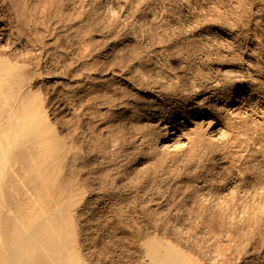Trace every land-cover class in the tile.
<instances>
[{
    "label": "bare ground",
    "instance_id": "6f19581e",
    "mask_svg": "<svg viewBox=\"0 0 264 264\" xmlns=\"http://www.w3.org/2000/svg\"><path fill=\"white\" fill-rule=\"evenodd\" d=\"M196 3L0 0V264H264L259 77Z\"/></svg>",
    "mask_w": 264,
    "mask_h": 264
},
{
    "label": "rangeland",
    "instance_id": "374dc122",
    "mask_svg": "<svg viewBox=\"0 0 264 264\" xmlns=\"http://www.w3.org/2000/svg\"><path fill=\"white\" fill-rule=\"evenodd\" d=\"M192 1H194L195 3L197 2L196 4L200 7L203 14L206 15L205 16L206 19L202 20L204 22L201 25L200 23H202V21L198 23L193 22L194 25L192 24L191 25L192 27H190L188 31L196 30V34L201 33V35L202 34L207 35L211 31L212 32L215 31V36L217 37L219 43L221 41L225 43L224 44L221 42L222 43V44L220 43L221 46L223 45L224 47H226V45L229 46V44H231L230 47L232 46L235 47V49L234 47L232 48L233 49L232 56L228 54V56H224V58L222 59H224L225 62L226 60L229 59L228 63L233 66L238 65V63H240V65L242 66L245 65L246 67H248L247 68L248 70L250 69L252 74L256 75V78L259 77L258 79H256L254 85L256 90L259 92V94L263 96V100L260 101L261 105L258 112L253 114V116L252 114L250 116L248 115V117L256 128L260 127V129H263L264 128V0H192ZM10 22H11L10 17L7 14V12H5L0 23L1 25L4 24L5 26L7 38L8 39L10 38L9 39L10 41H14V39L9 36ZM12 35L15 38L16 36L15 33H13ZM237 48H239V51ZM240 49H242L243 53L242 51H240ZM239 52L242 54H240ZM238 53L239 56L241 55V58L237 56ZM230 57H233V59ZM234 60L238 63H236ZM250 67L253 69H251ZM114 229L115 227L113 226L109 227L110 231H114ZM128 230L132 231L133 234H136V237L138 238L139 242H142V240H144L145 238H152L155 232L157 233L156 228L147 225H131L130 227H128ZM107 245L109 246V249L111 251V255L109 256L107 264H125V260L123 259L124 256L121 254H123V250L129 248V246L131 245L127 241L122 239L112 241Z\"/></svg>",
    "mask_w": 264,
    "mask_h": 264
}]
</instances>
